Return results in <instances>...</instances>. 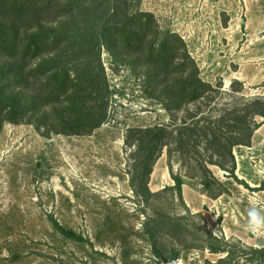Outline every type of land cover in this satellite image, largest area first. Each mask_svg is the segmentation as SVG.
Instances as JSON below:
<instances>
[{
  "label": "rangeland",
  "instance_id": "374dc122",
  "mask_svg": "<svg viewBox=\"0 0 264 264\" xmlns=\"http://www.w3.org/2000/svg\"><path fill=\"white\" fill-rule=\"evenodd\" d=\"M138 7L154 15L160 32L180 36L204 81L215 88L220 84L200 105L201 114L264 97V0H139ZM100 60L114 92L106 121L91 133L45 136L28 123L2 126L0 264H164L172 261L165 259L172 250L180 251L176 264H211L226 257V252L211 251L218 242L205 239L203 228L216 240L240 242L234 260L254 264L243 260L247 245L229 235L232 228L244 230L239 212L248 215L255 205L238 202L240 191L246 190L249 199L251 191L264 190L254 162L239 159L242 168L236 176L248 187L209 166L225 189L215 199L205 194L197 177H185L181 201L164 188L173 185L169 168L174 173L184 169L177 153L169 157L163 147L147 183L153 195L147 200L136 195L131 176L138 131L163 124L173 129L184 112L171 121L138 77L144 67L115 71L104 50ZM233 81L240 83L234 85L239 91L232 89ZM253 119L264 122L260 116ZM241 147L234 149L238 155L244 154ZM51 218L88 241L63 236ZM151 235L164 254L160 259L152 252Z\"/></svg>",
  "mask_w": 264,
  "mask_h": 264
},
{
  "label": "trees",
  "instance_id": "16d2710c",
  "mask_svg": "<svg viewBox=\"0 0 264 264\" xmlns=\"http://www.w3.org/2000/svg\"><path fill=\"white\" fill-rule=\"evenodd\" d=\"M138 4L139 0H0V131L5 123H28L45 136L89 134L98 128L107 119L114 92L100 60L104 50L115 71L145 68L138 77L172 122L178 112H184L173 129L163 124L138 131V156L131 176L136 195L145 200L153 195L147 183L163 147L169 157L173 150L177 153L184 169L174 173L169 168L173 185L164 188L173 190L181 201L185 177H197L212 199L225 192L211 165L248 187L235 174L233 150L250 146L260 125L253 118H264V97L201 114L200 105L210 101L220 84L215 88L204 81L180 36L160 32L154 15ZM236 84L240 85L231 83L232 89L239 91ZM161 85H165L161 93L154 96ZM189 104H194L192 109ZM50 223L67 238L88 241L56 219ZM203 232L205 239L218 242L211 251L227 254L211 264H239L234 258L240 242L216 240L206 228ZM151 248L157 259L164 257L153 235ZM242 248L245 262L264 264V248ZM179 256L180 251L172 250L165 259Z\"/></svg>",
  "mask_w": 264,
  "mask_h": 264
},
{
  "label": "crops",
  "instance_id": "0c3cea01",
  "mask_svg": "<svg viewBox=\"0 0 264 264\" xmlns=\"http://www.w3.org/2000/svg\"><path fill=\"white\" fill-rule=\"evenodd\" d=\"M239 147H241V146H239ZM241 148L244 149V154H239V155L243 156V158L244 157L247 158V157H249V155L253 154L255 161H257L259 159L261 160V163L259 166L261 168L264 167V122L260 123L259 127H257L254 130L252 137H251L250 146H242ZM235 153L237 154L236 150H235ZM249 165H250V163H249ZM240 167L242 168V166H240V163L238 162L237 169H236V175L238 177H240L238 175V172L241 169ZM226 179H228V177ZM259 179L262 181V183L264 182V178L262 176H259ZM249 185L254 187L255 184L249 183ZM236 186L238 187L239 185H236ZM245 191L246 190H244V189L242 191H240L239 195L241 197H237L236 200L238 202L247 200V202L250 204H252V202H253V203H255V205L259 206L257 208H259L262 212H264V190H258L257 192L255 190L251 191V193L254 195V197L250 196L249 199L245 197V194H244ZM228 198H229V196H228ZM256 200H258L257 204L255 202ZM239 213L242 216H241V219H237V221L247 225L248 215L242 214L241 212H239ZM231 216H233V215L231 214ZM229 235L232 236V238L239 239L240 241L245 243L247 246H251L254 248H264V235L253 234L252 232H250L248 230L247 226H244V230L242 232L232 228L229 232Z\"/></svg>",
  "mask_w": 264,
  "mask_h": 264
},
{
  "label": "clouds",
  "instance_id": "9594fccd",
  "mask_svg": "<svg viewBox=\"0 0 264 264\" xmlns=\"http://www.w3.org/2000/svg\"><path fill=\"white\" fill-rule=\"evenodd\" d=\"M247 228L253 234L264 235V212L255 205L248 210Z\"/></svg>",
  "mask_w": 264,
  "mask_h": 264
},
{
  "label": "built area",
  "instance_id": "2783aa9c",
  "mask_svg": "<svg viewBox=\"0 0 264 264\" xmlns=\"http://www.w3.org/2000/svg\"><path fill=\"white\" fill-rule=\"evenodd\" d=\"M233 154H234V158H235V164L237 166L238 162H239V159L243 158V156L241 155H238L235 153V150H233ZM249 159H251L253 162H254V171L258 174V176H262L264 178V175H261V174H264V167L261 168L259 165L261 163V160H257L255 161L254 160V157H253V154H251L249 157ZM264 185V182L262 183Z\"/></svg>",
  "mask_w": 264,
  "mask_h": 264
},
{
  "label": "water",
  "instance_id": "95a60500",
  "mask_svg": "<svg viewBox=\"0 0 264 264\" xmlns=\"http://www.w3.org/2000/svg\"><path fill=\"white\" fill-rule=\"evenodd\" d=\"M176 263H177V259H173L172 261L166 262L164 264H176Z\"/></svg>",
  "mask_w": 264,
  "mask_h": 264
}]
</instances>
